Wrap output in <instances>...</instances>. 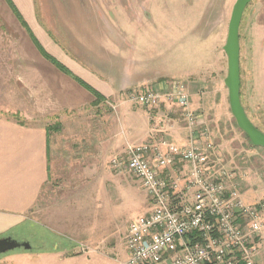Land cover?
<instances>
[{"label":"rangeland","instance_id":"374dc122","mask_svg":"<svg viewBox=\"0 0 264 264\" xmlns=\"http://www.w3.org/2000/svg\"><path fill=\"white\" fill-rule=\"evenodd\" d=\"M96 1L103 3L108 20L104 23V63L118 59L129 66L133 61L131 68L146 82H203L199 95L210 109L197 110L200 127L210 131L222 162L239 171L241 190L250 188L251 182L263 192L264 149L251 146L236 127L223 85L227 58L222 46L235 0ZM5 16L6 7L0 3V18ZM2 26L0 105L9 111L7 107L19 103ZM239 74L241 104L249 120L264 133V0H252L243 12ZM130 93L125 112L139 106L129 100ZM135 114V118L124 119L115 104L103 103L46 123H59V127L49 131L50 175L29 213L40 225L28 224L23 238L17 231L12 233L9 237L31 247L0 254V264L11 263L16 254L33 257L39 250H63L74 241L85 250L111 254L123 242L129 221L148 210L139 180L131 173L115 171L110 164L111 158L122 154L126 142L142 135L144 119Z\"/></svg>","mask_w":264,"mask_h":264},{"label":"crops","instance_id":"0c3cea01","mask_svg":"<svg viewBox=\"0 0 264 264\" xmlns=\"http://www.w3.org/2000/svg\"><path fill=\"white\" fill-rule=\"evenodd\" d=\"M49 1L37 4L36 0H0L6 7V16L0 18V23L9 43V67L19 103L18 107H7L10 112L0 105V238L16 231L23 238V229L28 224L40 225L30 219L29 213L50 175L47 122L110 103L115 104L124 119L135 118V112L144 119L142 135L125 146L151 136L187 145L195 136L181 120L177 104L164 103L149 109L139 105L136 111L132 108L125 112L124 107L129 106L128 93L152 85L164 89L166 82L141 81V76L131 68L133 61L129 66L118 59L104 63V23L108 24V20L101 1ZM49 7L56 10L48 12ZM183 85L189 95L190 110L200 114L197 110L202 107L207 111L205 97L199 95L203 82ZM165 117L169 121H165L163 129L167 132H152L154 127H161L158 121ZM133 130L141 133L139 127ZM235 161L239 164L238 159ZM178 166L186 168L187 164ZM230 168L240 185L239 171ZM250 185L243 190L246 194L240 188L245 200L249 203L263 200L264 191L259 192L255 188L258 186L251 182ZM254 244L259 252L256 264H264V237L255 238ZM81 246L74 241L69 248L39 250L33 257L16 254L9 264H123L128 257L123 242L111 254Z\"/></svg>","mask_w":264,"mask_h":264},{"label":"built area","instance_id":"2783aa9c","mask_svg":"<svg viewBox=\"0 0 264 264\" xmlns=\"http://www.w3.org/2000/svg\"><path fill=\"white\" fill-rule=\"evenodd\" d=\"M163 85L131 92L129 100L148 109L177 104L195 136L178 145L150 135L111 158L115 171L139 180L148 200V210L127 225L123 264H256L254 239L264 237V199L245 200L235 171L222 162L210 131L200 127V114L190 110L183 83ZM165 121L152 132H167Z\"/></svg>","mask_w":264,"mask_h":264},{"label":"water","instance_id":"95a60500","mask_svg":"<svg viewBox=\"0 0 264 264\" xmlns=\"http://www.w3.org/2000/svg\"><path fill=\"white\" fill-rule=\"evenodd\" d=\"M252 0H235L227 26V34L222 50L227 58V73L223 84L228 92V103L231 116L237 128L248 138L249 142L264 149V133L258 130L247 117L240 101L239 74V26L246 6ZM30 249L27 242L20 243L11 237L0 238V254L17 248Z\"/></svg>","mask_w":264,"mask_h":264},{"label":"trees","instance_id":"16d2710c","mask_svg":"<svg viewBox=\"0 0 264 264\" xmlns=\"http://www.w3.org/2000/svg\"><path fill=\"white\" fill-rule=\"evenodd\" d=\"M236 125V124H235ZM59 127V123H55V124H53V125H46V132H47V134H48V136H49V131H51V130H57V128ZM237 127V126H236ZM246 137V136H245ZM246 139L248 140V138L246 137ZM248 142H249V140H248ZM249 144L251 145V146H253L250 142H249ZM6 237H8V236H6Z\"/></svg>","mask_w":264,"mask_h":264}]
</instances>
